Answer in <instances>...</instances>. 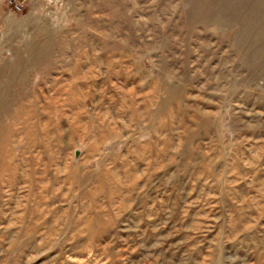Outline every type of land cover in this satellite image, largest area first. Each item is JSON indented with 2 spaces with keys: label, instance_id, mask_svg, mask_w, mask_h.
Masks as SVG:
<instances>
[{
  "label": "rangeland",
  "instance_id": "374dc122",
  "mask_svg": "<svg viewBox=\"0 0 264 264\" xmlns=\"http://www.w3.org/2000/svg\"><path fill=\"white\" fill-rule=\"evenodd\" d=\"M0 264H264V0H0Z\"/></svg>",
  "mask_w": 264,
  "mask_h": 264
}]
</instances>
